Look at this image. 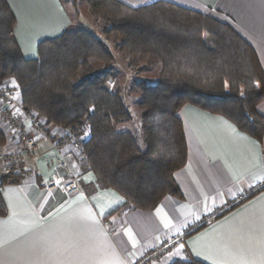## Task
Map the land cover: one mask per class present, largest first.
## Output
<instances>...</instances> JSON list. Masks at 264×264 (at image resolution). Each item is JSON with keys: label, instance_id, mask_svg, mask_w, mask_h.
I'll list each match as a JSON object with an SVG mask.
<instances>
[{"label": "trees", "instance_id": "trees-1", "mask_svg": "<svg viewBox=\"0 0 264 264\" xmlns=\"http://www.w3.org/2000/svg\"><path fill=\"white\" fill-rule=\"evenodd\" d=\"M85 1L106 21L129 66L161 63L156 83L136 84L141 92L136 128L128 126L134 117L123 94L107 85L116 76L115 67L103 69L115 58L109 44L92 30L71 28L42 40L37 57H26L8 0H0V83L14 79L23 107L47 125L88 133L83 155L102 186L141 210L156 208L169 195L182 198L175 173L188 160L179 115L186 104L222 115L263 140L258 105L264 101V68L254 46L231 24L165 0L142 6ZM76 9L79 13L77 4ZM7 141L0 128V147ZM22 177L0 174V216L8 213L2 186Z\"/></svg>", "mask_w": 264, "mask_h": 264}, {"label": "crops", "instance_id": "crops-1", "mask_svg": "<svg viewBox=\"0 0 264 264\" xmlns=\"http://www.w3.org/2000/svg\"><path fill=\"white\" fill-rule=\"evenodd\" d=\"M119 1L142 6L159 0ZM165 1L231 24L254 46L264 68V0ZM8 2L26 57H37L42 40L78 27L62 0ZM5 107L0 100V112ZM258 110L264 115V101ZM179 115L188 142L187 163L175 173L183 197L166 196L152 210L135 208L102 186L72 145L62 154L81 190L74 195L60 186L48 190L45 182L64 180L68 172L54 159V139L66 130L46 124L35 173L2 186L8 213L0 216V264H135L179 232L187 233L184 249L159 264L177 258L264 264V138L259 141L228 118L192 104ZM26 123L32 128L30 118ZM4 124L0 115V128L9 132Z\"/></svg>", "mask_w": 264, "mask_h": 264}, {"label": "built area", "instance_id": "built-area-1", "mask_svg": "<svg viewBox=\"0 0 264 264\" xmlns=\"http://www.w3.org/2000/svg\"><path fill=\"white\" fill-rule=\"evenodd\" d=\"M0 100L6 106L1 109L0 115L10 130L9 132H5L8 138L7 143L3 147H0V174L32 175L35 173V166L41 157L39 152L40 140L46 136L44 120L36 113L31 114L27 112L18 98L17 91L13 88L9 89L0 84ZM28 118L32 122L31 130H29L26 124ZM87 136V132L82 135L78 133H65L61 135L60 139L54 141V148L58 152L54 157L55 164L67 169L68 177L64 180L45 182L44 185L48 190L60 186L68 195H74L81 190L79 179L71 172L62 153L66 147L72 145L83 154V141ZM106 224L111 227V219H107ZM185 243L186 235L175 233L161 246L146 251L144 256L135 264H159L167 256L184 249ZM183 254L184 257L187 256L188 251L184 250ZM175 260L181 259L177 258ZM175 260L169 261L166 264H172Z\"/></svg>", "mask_w": 264, "mask_h": 264}, {"label": "rangeland", "instance_id": "rangeland-1", "mask_svg": "<svg viewBox=\"0 0 264 264\" xmlns=\"http://www.w3.org/2000/svg\"><path fill=\"white\" fill-rule=\"evenodd\" d=\"M65 6L69 9L70 13L76 17V28H86L92 30L97 36L103 38L110 46L115 58L113 62L109 65L103 63V69H109L110 67H115V77L110 80L107 84L109 88L113 91L119 90L121 94L125 97L127 107L131 111L134 117L133 123L128 124L130 128H136L139 121H141V115L139 111V100L141 92L137 89L136 84L138 81H144L147 83H156L159 79L161 72V63H156L153 66H145V63H141L137 66H129L128 57L122 53L119 45L116 44L114 40L115 35L108 34L106 21L98 16L88 5L85 0H62ZM79 9L77 13L76 4ZM102 67V66H101ZM102 69V70H103ZM10 80V79H8ZM9 89H15L16 85L13 87L10 81H4L0 83ZM27 121V120H26ZM44 130L45 129V121ZM27 124V123H26ZM32 124V122H31ZM133 124V125H132ZM6 128V124H4ZM8 127V126H7ZM32 128H29L31 130ZM9 136V135H8ZM61 136L56 137L54 141L60 139ZM66 150V149H65ZM180 233V232H179ZM187 235V233H182Z\"/></svg>", "mask_w": 264, "mask_h": 264}, {"label": "snow or ice", "instance_id": "snow-or-ice-1", "mask_svg": "<svg viewBox=\"0 0 264 264\" xmlns=\"http://www.w3.org/2000/svg\"><path fill=\"white\" fill-rule=\"evenodd\" d=\"M257 86H259V85H257ZM261 179L264 180V177H262ZM241 191H242V190H241ZM181 247H182V246H181Z\"/></svg>", "mask_w": 264, "mask_h": 264}]
</instances>
